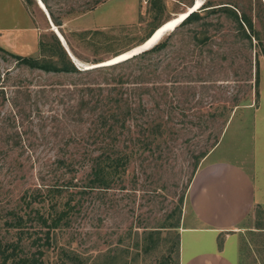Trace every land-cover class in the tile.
<instances>
[{
    "label": "rangeland",
    "instance_id": "rangeland-1",
    "mask_svg": "<svg viewBox=\"0 0 264 264\" xmlns=\"http://www.w3.org/2000/svg\"><path fill=\"white\" fill-rule=\"evenodd\" d=\"M90 1L50 0L55 15L64 17L58 29L49 25L37 2L25 6L29 18L21 19L26 29H20L19 7L13 0H0V48L7 52L0 51V251L10 252L8 246L14 245L19 257H37L41 250L42 264H167L179 228H166L179 216L180 226L187 212L196 157L210 148L234 104L253 106L259 91L257 69L264 93V58L258 45L250 48L236 23L220 14L209 18L205 47L195 45L188 33L175 36L154 58L156 72L145 83L151 91L143 97L146 113H153L154 99L160 102L156 112L164 123L163 137L132 158L107 189H90L86 155L98 152L109 137L90 127L87 111L78 122V111L82 98L90 106L100 98L97 91L86 89L101 86L105 95V81L117 74L54 77L18 67L8 53L40 58V41H50L57 33L78 67L97 66L92 64L135 48L194 0H106L85 14L64 15ZM208 1L237 7L262 33L264 3ZM241 110L224 126L211 160H236L245 153L254 160L247 129L240 133ZM146 121L137 122L145 126ZM131 131L116 135L113 150L143 139L139 128ZM61 212L60 226L49 232V245H44L48 228L43 221L50 224ZM253 217L249 225L264 227L263 211ZM246 240L248 256L256 257L249 264H264V231L247 232Z\"/></svg>",
    "mask_w": 264,
    "mask_h": 264
},
{
    "label": "trees",
    "instance_id": "trees-1",
    "mask_svg": "<svg viewBox=\"0 0 264 264\" xmlns=\"http://www.w3.org/2000/svg\"><path fill=\"white\" fill-rule=\"evenodd\" d=\"M105 1L106 0H92L90 2H86L77 10L70 8L68 11L64 12V15L85 14L87 12L93 11L97 5L104 3ZM24 2L28 7L34 3L33 0H24ZM40 2H42L44 8H46L52 23L57 27H61L62 18L64 17L55 15L54 10L50 5V0H40ZM258 4L262 7V0H258ZM191 5L192 3H189L187 8L191 7ZM233 7L234 8H232L229 3H220L216 6L207 0L198 10L190 13L172 32L168 33L165 38L161 39L152 48L123 62L110 66L98 67L90 70L77 69L55 35H52L50 41H40V58L26 57L8 53L9 56L14 58L18 67L27 68L32 71H38L47 75H52L54 77L117 74L113 78L105 81L107 90L105 95L102 93L104 92V89H102L101 86H98L96 90L92 88L86 89L85 91L90 92L97 91L96 95L100 98L95 100L94 105L91 106L90 102H88L89 100L82 98V102L84 103L83 106H81L82 108L78 111V122L82 121L83 111H87L86 114L88 115L89 119H91L90 127L102 130V132L106 134V137H109V140L105 142L98 152H92L96 154H92L90 152L86 155L89 162L90 176L92 178L89 186L90 189H107L110 186L109 182L111 179L114 177L120 178L121 175L127 170L132 158L145 151V149H149L147 148L148 145L153 144L155 141L159 140V138L163 137L165 133L163 129L164 123L159 121V116L156 112L159 111L158 109L160 102L154 99V107L151 111L153 113H146L147 109L145 107V100L143 97L144 95L149 94L151 91V89L149 90L145 83L147 76L150 73H153V71L156 72L158 63L154 61V58L158 57L162 52L166 51L171 46V40L175 36L188 33L192 40L196 42L195 45L198 47H205L210 40L206 34L208 33V28L212 25L210 22H208L209 18L213 15L220 14L221 16L231 18V20L236 23V28L241 37L247 41L248 46L251 48L252 46L254 47L258 45L261 55L264 58V24L262 26L261 33L255 29L250 18L244 14L239 15L238 8L235 6ZM262 9H264V7H262ZM195 26H198L199 29H195ZM157 28L158 26L154 29ZM151 33H149L145 39H147ZM0 51L7 53L1 48ZM98 63H101V61L94 62V64ZM132 68L133 71L130 70ZM125 70H129V72L127 73ZM254 78L255 86L257 88L259 82L258 69L256 70ZM155 89L157 93L158 88ZM238 106L239 104H234L230 110V113H228L227 117L224 118L222 131L216 135L213 143L210 145V148L208 150H204L196 157L194 173L196 172L200 161L219 142L223 130L225 129L224 126L227 125L233 108H238ZM142 118L147 119L145 126H142L137 122ZM133 122H135V124ZM133 127L140 129L139 133L143 134V139L140 140L139 137L134 138L130 147L124 146L121 150H113L112 142H116L114 140V138L117 137L116 135H121L124 132L131 134ZM139 145H141L142 148H140ZM69 159L71 160L72 157H69ZM68 164L69 163H65L67 166ZM194 173L192 174V177ZM68 186L72 187L71 184ZM64 215L65 212H61L56 217L52 218L50 224H46V222L43 221V224L48 228L46 232L47 240L44 245H49V232L57 229L60 226ZM179 222L180 216L177 218L175 223L167 226L166 229L172 231L177 230L179 228ZM152 235L153 233H150L149 238H151ZM170 246L171 247L168 249V255L165 257V261L167 264H179L178 233L176 235L175 242ZM9 247L12 249L10 252L7 251L5 253V251H0V254L3 257V264L9 260H11L12 264H42L41 256L43 255V252L41 250H37V257H19V254H17L19 248L14 245L8 246V248ZM173 258L176 259V262L173 261Z\"/></svg>",
    "mask_w": 264,
    "mask_h": 264
},
{
    "label": "crops",
    "instance_id": "crops-1",
    "mask_svg": "<svg viewBox=\"0 0 264 264\" xmlns=\"http://www.w3.org/2000/svg\"><path fill=\"white\" fill-rule=\"evenodd\" d=\"M13 1L20 10L18 28L26 29L21 19L29 18L28 6L24 0ZM43 13L47 14L48 23L52 22L47 10ZM258 83V96L253 100V106H239L228 121L242 109L239 129L240 133L247 129L244 133L251 140L248 149L252 147L250 157L254 160L249 161L246 153L236 160L224 157L211 160L218 149L214 147L200 161L188 187L187 212L178 230L179 264L256 263V257L253 255L250 259L247 254L246 234L264 231V227L255 229L249 225L256 211L264 212V93L261 76Z\"/></svg>",
    "mask_w": 264,
    "mask_h": 264
},
{
    "label": "bare ground",
    "instance_id": "bare-ground-1",
    "mask_svg": "<svg viewBox=\"0 0 264 264\" xmlns=\"http://www.w3.org/2000/svg\"><path fill=\"white\" fill-rule=\"evenodd\" d=\"M37 2V4H38V6H39V8L43 11V12H45L46 11V9L44 8V6H43V4H42V2H40V0H37L36 1ZM194 3V4H193ZM192 3V5H194V7L193 8H191L192 7V5H191V7H189L188 9H190V10H192V12H194V11H196V10H198L201 6H202V4H203V0H194V2ZM186 12H187V10L183 13H178L177 15H175L174 17H172V18H170L169 20H167V21H165V22H163L160 26H158V28H157V30H156V32H155V34H154V36H153V39H152V41H156V42H158V41H160L161 39H163V37L165 36V35H167V33H170V32H172L187 16H186ZM133 50H135V48H133V49H131V50H129V51H126V52H124V53H121L120 55H117V56H115V57H112L111 59H109L108 61H106V62H103L102 64H107V65H109V64H111V63H113L114 61H117L118 60V58L120 59V58H123L124 56H127L130 52H132ZM86 67V66H85ZM94 67V66H93Z\"/></svg>",
    "mask_w": 264,
    "mask_h": 264
},
{
    "label": "water",
    "instance_id": "water-1",
    "mask_svg": "<svg viewBox=\"0 0 264 264\" xmlns=\"http://www.w3.org/2000/svg\"><path fill=\"white\" fill-rule=\"evenodd\" d=\"M263 1V3H264V0H262ZM194 4V3H193ZM194 7V5H192V7L191 8H193ZM187 10V12H186V16L187 15H189L190 13H192V10H190V9H186ZM46 14V13H45ZM46 16H47V14H46ZM47 18H48V16H47ZM50 24V26L52 27V25H53V23L52 22H50L49 23ZM57 28V27H56ZM58 29V28H57ZM156 30L157 29H154L153 31H152V33L149 35V37L147 38V39H145L141 44H139V45H137L136 47H135V50H133L132 52H130L127 56H124L123 58H118V60L117 61H114L113 63H111V64H109V65H107V64H102V62L101 63H98V64H92V65H97V66H94V67H85V66H83V65H80L79 67H78V65L74 62V59H73V57H72V55L69 53V51L67 50V48H66V46H64V44L62 43V41H61V39H60V37L58 36V34L56 33V35H57V37H58V39H59V41H60V43H61V45H62V47L65 49V51L68 53V55H69V57L71 58V60L73 61V63H74V65L76 66V67H78V68H80L81 67V69H83V70H90V69H94V68H98V67H105V66H110V65H114V64H117V63H120V62H123V61H125V60H127V59H130L131 57H133V56H135V55H137V54H140V53H142V52H144V51H147V50H149L150 48H152L154 45H156L158 42H154V41H152V39H153V36H154V34H155V32H156ZM168 34V33H167ZM133 49V48H132ZM101 64V65H100Z\"/></svg>",
    "mask_w": 264,
    "mask_h": 264
}]
</instances>
